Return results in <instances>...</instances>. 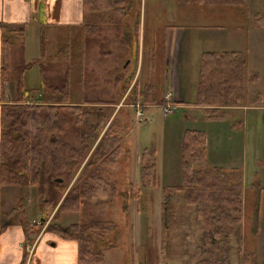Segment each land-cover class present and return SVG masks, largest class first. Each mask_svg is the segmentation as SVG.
<instances>
[{
  "label": "rangeland",
  "instance_id": "374dc122",
  "mask_svg": "<svg viewBox=\"0 0 264 264\" xmlns=\"http://www.w3.org/2000/svg\"><path fill=\"white\" fill-rule=\"evenodd\" d=\"M145 1L147 4L142 10ZM145 1L125 0L118 4L113 0L110 2L112 6L108 7L105 0H100L97 4L100 6L88 10L83 28L71 32L58 29L49 40L43 38L45 60L26 69L37 65L26 76L28 84L36 91L27 96L29 102L49 104L55 97L52 104L80 106L81 112L90 114L87 136L77 137L75 133L69 140L74 148H87L84 158L73 179L66 181L64 189L46 187L44 199L50 201L44 207L47 212L41 209L37 187L27 185L33 187L30 189L33 195L30 208L36 219L32 224L38 231L36 239L47 231L63 240L74 241L62 238L50 226L67 227L77 222L100 220L112 224V230L105 232L99 228L101 235H97L95 246L104 252L111 250L113 260L110 261L121 264H245L244 260L252 257L250 264H260L264 257V240H259L260 219L264 216V188L257 181L246 192L243 186L241 224L220 226L219 235L210 238L215 224L210 225L209 218L216 216L215 210H211L212 205L204 210L202 199L196 197L198 192L191 193L183 184V136L188 129L204 131L203 120L213 124L217 118L223 125L219 132L213 125L209 132L204 131L206 138L209 135L204 163L207 162L205 168L210 170L206 182L217 184L210 187L216 191L213 197L220 200L222 196V204L227 206L226 200L235 195V190L232 189L233 193L225 188L235 186L240 173L244 181V170L240 165V158L244 155L240 151L246 143L256 152L264 150V0L189 1L191 5L187 0H173L175 13L170 24L180 23L177 18L180 14L191 22L201 21L225 28L230 19L240 21L241 26L244 20L249 23L247 29L245 24L243 30H238L241 42L235 45L237 58L243 60L244 65L241 63L239 69L232 70L238 78L235 85L242 86L244 99L237 104L238 107H218L217 111L211 106H200V109L166 106L169 95L163 73L166 70L162 62L164 50L162 52L161 44H158L153 52L151 43L146 41L142 50L139 43L142 17L146 19L145 38L152 25L163 26L166 17L159 12L154 14L151 0ZM210 5L215 9H210ZM213 15L216 21L211 23ZM26 40L31 43V33ZM20 46L13 50L11 45L8 51L11 56L6 82L10 79L15 82L18 75L20 77L18 65L31 62L23 59ZM29 55L34 54L30 52ZM40 72L43 81L47 79V83L53 84H57L59 75L66 76V97L54 93L46 82L41 84ZM14 85V94L19 100L24 88L18 91L17 80ZM38 93L43 96H36ZM146 100L149 110L140 120L137 105L141 104L144 111L142 104ZM246 110L248 113L244 112ZM70 111L76 114L75 110ZM97 112H101L102 118H97ZM99 119L104 120V125L95 134ZM110 126L113 128L110 136L117 137L116 144L120 143L117 154L111 143L113 140L104 141V136L110 133L107 132ZM94 134L97 136L89 140ZM98 147L103 154L100 160L93 157ZM146 148L156 151L149 160L148 186L142 184L140 172L141 156ZM91 160L92 164L88 165ZM217 168L221 170L220 174H217ZM233 176L234 180H230ZM79 178L83 180L77 182ZM223 179L231 181L228 186L222 184ZM84 184L100 186L104 190L84 198L78 211H59L72 188ZM28 193L30 195V191ZM164 201L167 208L165 224L162 220Z\"/></svg>",
  "mask_w": 264,
  "mask_h": 264
},
{
  "label": "trees",
  "instance_id": "16d2710c",
  "mask_svg": "<svg viewBox=\"0 0 264 264\" xmlns=\"http://www.w3.org/2000/svg\"><path fill=\"white\" fill-rule=\"evenodd\" d=\"M100 0H84V7L86 14L91 8H96ZM113 0H105L107 6H112ZM125 0H114V3L120 4ZM196 1L198 3L206 2V0H187ZM213 2L214 0H207ZM112 2V3H110ZM122 9L121 7H119ZM97 14H95L96 16ZM93 16V17H95ZM7 29L13 34L23 37L26 30L25 24H8L5 25ZM43 36V35H42ZM43 39V38H42ZM41 57L38 60H32L30 64L18 65L20 68L17 84L18 91H22L23 88L22 76L28 66L41 63L45 60L44 43L41 44ZM11 46L9 40H4V54H3V79H6L8 70L10 68V56L11 51L8 53ZM21 54L24 51V46H20ZM153 52L154 49H152ZM9 54V58H8ZM154 58V56H153ZM229 60V61H228ZM241 63L244 65V61H239L237 54L234 52H206L202 55L199 75L198 96L196 104L198 106H211L214 109L217 106H235L244 99L242 86H236L235 83L238 80L236 75L232 74V70L239 69ZM17 67V66H16ZM17 67V69H18ZM45 79V78H44ZM237 79V80H236ZM15 80V82H16ZM46 80V81H45ZM46 86L50 87V90L65 95L64 89L68 83L66 76L59 75L57 84L47 83ZM63 97H66L63 96ZM61 98V96H60ZM146 98V96H145ZM51 103H27L24 100H20L18 104H5L2 112V135H1V182L8 184H18L21 186L22 195L20 201L14 211L19 213L20 222L26 234V237L31 241H34L38 235L36 227L28 221L23 208V191L24 188L30 184L36 186L41 199V209L43 212L44 207L50 203L48 199H44V192L46 187L49 188H61L64 189L66 181L73 179L79 165L83 160V156L86 153V147L82 149L74 148L70 143L72 134L79 136H87V124L90 122V114L81 112L80 106H72L67 104H52ZM63 99V98H61ZM61 102H63L61 100ZM144 107V113L149 110V103L147 100L142 104ZM75 110L76 114H71L70 110ZM80 111V112H79ZM78 113V114H77ZM77 115V117H76ZM97 118H102L101 112H97ZM87 117V118H86ZM75 121V122H74ZM72 123L75 125L72 126ZM77 125V126H76ZM104 125V120L99 119L95 126V134L99 133ZM112 127L108 128V133L104 136V141L111 139L113 146L115 145V152H119V144H116L117 137L110 136ZM92 135L89 140L94 139L97 135ZM110 136V137H109ZM184 147H183V161L185 170L183 174V184L191 193L198 192L199 199H202L201 206L206 210L207 206H211V210H215L216 216L209 218V224L214 225V235H219L218 227H228L237 225L242 222L243 216V178L240 173L237 176V184L225 188L226 190H235V195L229 196L227 206L222 204L223 200L213 197V187H216L215 182H206V174L210 171L205 168L204 159L207 155L206 148V133L201 130L188 129L184 132ZM103 141V142H104ZM84 144H87L84 142ZM100 147L96 150L93 157L101 159L103 154H100ZM156 151H151L148 148L144 149L141 162V182L144 186L150 184V170L149 164L150 157H153ZM116 153V154H117ZM98 160V161H99ZM92 164V160L87 163ZM200 164V165H198ZM204 167H201L203 166ZM86 168L87 165H86ZM217 174H220L219 168L215 169ZM220 178V176L218 175ZM231 177L230 180H234ZM62 178L63 182H56V179ZM83 179L79 178L77 182H81ZM230 180L223 179L222 184L226 187L231 182ZM211 187V188H210ZM103 187H97L93 185H83L79 188L75 186L71 192L64 199L63 203L59 207V211L73 210L78 211L83 204V199L90 197L96 191H103ZM225 196L224 198H226ZM231 197H233L231 199ZM166 202H163L162 220L165 224L166 221ZM210 210V212H212ZM214 213V212H212ZM4 226H2L3 228ZM112 224L95 220L89 223H74L67 227L58 225L50 226L54 232L59 234L62 238L68 240L77 241L79 244V261L80 264H100L104 259V251L99 250L96 247L97 235L99 228L106 231H111ZM252 257H247L244 260L245 264H250ZM250 260V261H249ZM220 264V262L216 263ZM257 264V262H255ZM262 264H264V257Z\"/></svg>",
  "mask_w": 264,
  "mask_h": 264
},
{
  "label": "crops",
  "instance_id": "0c3cea01",
  "mask_svg": "<svg viewBox=\"0 0 264 264\" xmlns=\"http://www.w3.org/2000/svg\"><path fill=\"white\" fill-rule=\"evenodd\" d=\"M187 2L190 5L192 4L189 1ZM144 4H147L146 1L141 5L142 10ZM150 4L154 14L159 12L160 15H165L166 23L163 26L152 25L149 32L151 34V31H153L152 34L147 33L148 37L145 38L146 19L142 17L140 19V49H144L146 41L151 43V49H157L158 44H161L162 52L164 50L165 56L162 62L166 68L163 73L166 75L165 82L167 95H169V99H166L167 104L200 109L201 107L196 104V100L202 55L206 52H234L237 54L238 50L235 45L241 42L238 30H243L245 24L247 29L249 23L244 20L241 26L239 25L240 21L233 20V22L230 19V22L226 24L227 28H225L221 25L201 23V21L191 22L180 16L184 14H180L177 15L180 23L170 24V19L173 18L175 13L174 1L151 0ZM213 6L210 5V9L214 10L215 7ZM214 15L211 23L216 21ZM86 19L84 0H0V264H80L78 242L63 240L47 231L42 232L35 241H31L26 237L19 213L14 211L22 195L21 186L7 185L1 182V135L3 106L5 104H18L20 100L31 103L27 96L30 95V92L36 93V91L30 87L26 76L31 69L37 68V65H34L33 68L24 72L22 77L24 86L22 95L24 97L20 96L18 100L14 94V80L10 79V82H6V79H3L4 40L11 42L13 50H16L15 47H18V45H23L24 60H38L42 52V38L49 40L50 35L58 29H66L71 32L83 28ZM219 20L222 19L219 18ZM8 24H25L24 36L20 37L10 32L5 27ZM148 26L151 28L150 25ZM246 32L248 33L247 30ZM29 33L32 34L31 43L26 40ZM72 41L74 42L73 39ZM242 44H245L244 41ZM30 52L34 55L30 56ZM40 83H43L41 72ZM39 95L40 97L43 96L42 93L36 94V96ZM218 107L221 109L228 106H217L216 108ZM235 107H238V105ZM247 110L244 112L248 113ZM247 117L246 120L244 118L246 130ZM214 121L211 124V121L203 120V126L205 127L202 130L209 132L212 125L216 132L223 129L219 119L216 118ZM207 141L209 142V135ZM244 147L240 151L244 155L240 158V165L243 166L244 170V191L251 189L255 181L264 188V150H261L260 153L259 151L256 152L254 148H248V143ZM32 188V186L24 188L25 201L23 209L27 219L31 224H35L34 211L30 208L33 203V195L30 190ZM29 191L30 195H28ZM261 221L259 240H264V216L261 217ZM2 226L4 227L2 228ZM262 243L264 245V241ZM111 259V250H106L103 262L100 264H121L116 260L115 262L110 261ZM261 262L260 259V264Z\"/></svg>",
  "mask_w": 264,
  "mask_h": 264
},
{
  "label": "built area",
  "instance_id": "2783aa9c",
  "mask_svg": "<svg viewBox=\"0 0 264 264\" xmlns=\"http://www.w3.org/2000/svg\"><path fill=\"white\" fill-rule=\"evenodd\" d=\"M140 105L139 104L137 105V118L143 120L144 119L143 117H145V113ZM166 106L170 107V105L168 104Z\"/></svg>",
  "mask_w": 264,
  "mask_h": 264
},
{
  "label": "water",
  "instance_id": "95a60500",
  "mask_svg": "<svg viewBox=\"0 0 264 264\" xmlns=\"http://www.w3.org/2000/svg\"><path fill=\"white\" fill-rule=\"evenodd\" d=\"M56 181L63 182V179L62 178H58V179H56Z\"/></svg>",
  "mask_w": 264,
  "mask_h": 264
}]
</instances>
